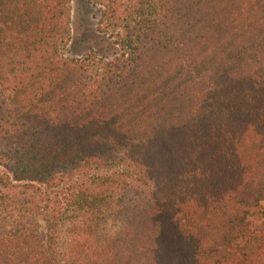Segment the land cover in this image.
<instances>
[{"label": "trees", "instance_id": "trees-1", "mask_svg": "<svg viewBox=\"0 0 264 264\" xmlns=\"http://www.w3.org/2000/svg\"><path fill=\"white\" fill-rule=\"evenodd\" d=\"M0 0V264H264V0Z\"/></svg>", "mask_w": 264, "mask_h": 264}, {"label": "rangeland", "instance_id": "rangeland-1", "mask_svg": "<svg viewBox=\"0 0 264 264\" xmlns=\"http://www.w3.org/2000/svg\"><path fill=\"white\" fill-rule=\"evenodd\" d=\"M96 9L85 0H73L72 40L68 55L84 57L90 52L109 57L115 52L112 40L100 32L97 24ZM264 208V207H263ZM264 220V213L251 218L255 224Z\"/></svg>", "mask_w": 264, "mask_h": 264}]
</instances>
